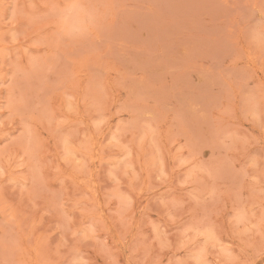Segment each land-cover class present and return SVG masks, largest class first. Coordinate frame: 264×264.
I'll use <instances>...</instances> for the list:
<instances>
[{
  "label": "rangeland",
  "instance_id": "1",
  "mask_svg": "<svg viewBox=\"0 0 264 264\" xmlns=\"http://www.w3.org/2000/svg\"><path fill=\"white\" fill-rule=\"evenodd\" d=\"M264 0H0V264H264Z\"/></svg>",
  "mask_w": 264,
  "mask_h": 264
},
{
  "label": "bare ground",
  "instance_id": "2",
  "mask_svg": "<svg viewBox=\"0 0 264 264\" xmlns=\"http://www.w3.org/2000/svg\"><path fill=\"white\" fill-rule=\"evenodd\" d=\"M262 259H264V255L261 257V259L260 260H258L257 262H260Z\"/></svg>",
  "mask_w": 264,
  "mask_h": 264
}]
</instances>
